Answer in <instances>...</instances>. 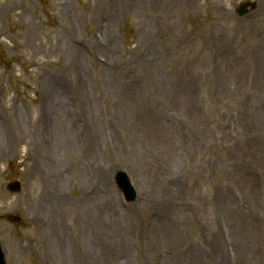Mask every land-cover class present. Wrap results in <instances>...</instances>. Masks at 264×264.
<instances>
[{
  "label": "rangeland",
  "instance_id": "obj_1",
  "mask_svg": "<svg viewBox=\"0 0 264 264\" xmlns=\"http://www.w3.org/2000/svg\"><path fill=\"white\" fill-rule=\"evenodd\" d=\"M262 109L264 0H0L6 263L264 264Z\"/></svg>",
  "mask_w": 264,
  "mask_h": 264
},
{
  "label": "bare ground",
  "instance_id": "obj_2",
  "mask_svg": "<svg viewBox=\"0 0 264 264\" xmlns=\"http://www.w3.org/2000/svg\"><path fill=\"white\" fill-rule=\"evenodd\" d=\"M176 79H177V77H176ZM189 80H190V78H187V80L185 81L186 83H188L189 82ZM178 86H179V90H180V92L182 93L181 94V98H182V100H181V102H185L186 103V107H187V111H189L190 113H193L196 109H195V101H194V99L192 98V95L190 94V93H186L185 92V89H184V91H183V87L185 86V85H183L182 86V84H181V82L180 83H178ZM192 88V85H190L189 86V89H191ZM182 90V91H181ZM89 93V97H91V98H93V96H92V94L90 93V91L88 92ZM263 110V112H260L259 113V119L260 120H262V121H264V109H262ZM95 172L92 170L91 172H89V174L90 175H92V174H94ZM52 208H53V205L50 203L49 204V206H48V211H52ZM99 213V212H98ZM107 216V215H106ZM105 216V217H106ZM110 216H112V215H110ZM103 217H101L100 219H102ZM100 223L101 224H103V222L102 221H100ZM107 231H108V229H105L104 230V234L103 235H100V236H105V234L107 233ZM216 246H217V244H216ZM215 246V247H216ZM72 248V247H71ZM216 248H218V246L216 247ZM73 249V248H72ZM218 250V249H217ZM102 256H99L98 255V259H99V261H101V263H104L108 258H107V255L105 254V252L104 251H102ZM123 257H124V255H122ZM77 261H76V259H75V263H77V262H79L80 260H79V258L77 257ZM122 259V258H121ZM125 259V258H124ZM125 262H126V260H125ZM129 264V263H128Z\"/></svg>",
  "mask_w": 264,
  "mask_h": 264
},
{
  "label": "water",
  "instance_id": "obj_3",
  "mask_svg": "<svg viewBox=\"0 0 264 264\" xmlns=\"http://www.w3.org/2000/svg\"><path fill=\"white\" fill-rule=\"evenodd\" d=\"M246 11L245 8H243L240 13L243 14ZM120 185L123 188V190L125 191L126 195L128 196V198H134L135 194L131 188V186L129 185V182L127 180V178L124 175L120 176ZM19 188V186H17V189ZM0 264H6L5 263V259H4V255L0 246Z\"/></svg>",
  "mask_w": 264,
  "mask_h": 264
}]
</instances>
